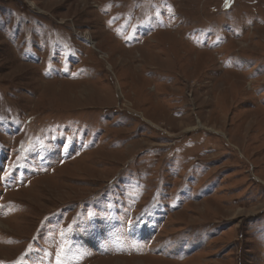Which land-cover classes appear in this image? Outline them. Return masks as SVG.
Returning <instances> with one entry per match:
<instances>
[{
	"label": "rangeland",
	"instance_id": "1",
	"mask_svg": "<svg viewBox=\"0 0 264 264\" xmlns=\"http://www.w3.org/2000/svg\"><path fill=\"white\" fill-rule=\"evenodd\" d=\"M0 264H264V0H0Z\"/></svg>",
	"mask_w": 264,
	"mask_h": 264
}]
</instances>
